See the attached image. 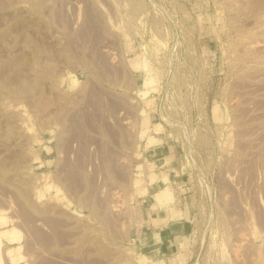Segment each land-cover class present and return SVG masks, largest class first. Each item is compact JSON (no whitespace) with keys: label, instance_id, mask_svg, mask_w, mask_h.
I'll use <instances>...</instances> for the list:
<instances>
[{"label":"rangeland","instance_id":"obj_1","mask_svg":"<svg viewBox=\"0 0 264 264\" xmlns=\"http://www.w3.org/2000/svg\"><path fill=\"white\" fill-rule=\"evenodd\" d=\"M155 137L193 206L170 251ZM0 264H264V0H0Z\"/></svg>","mask_w":264,"mask_h":264},{"label":"crops","instance_id":"obj_2","mask_svg":"<svg viewBox=\"0 0 264 264\" xmlns=\"http://www.w3.org/2000/svg\"><path fill=\"white\" fill-rule=\"evenodd\" d=\"M155 139L159 141L150 147L159 150L157 163L160 160L161 163L155 173L156 180L149 183L143 199L141 230L145 245L156 248L155 251H170L191 232L189 219L193 206L191 194L184 187V159L174 144L162 137Z\"/></svg>","mask_w":264,"mask_h":264}]
</instances>
